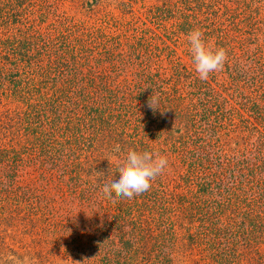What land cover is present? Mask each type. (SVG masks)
<instances>
[{"label": "rangeland", "instance_id": "1", "mask_svg": "<svg viewBox=\"0 0 264 264\" xmlns=\"http://www.w3.org/2000/svg\"><path fill=\"white\" fill-rule=\"evenodd\" d=\"M210 24L205 42L228 58L223 70L200 80L185 33H205ZM83 35L90 44L76 41ZM48 36L62 47L60 60L40 48ZM66 45L70 57H62ZM115 45L126 53L123 63L109 61ZM96 74L116 77L106 84L115 101L106 100L110 91ZM152 94L156 111L140 98ZM129 96L140 100L127 113ZM174 96L188 112L183 122L172 114L171 131L161 135L154 116L175 110ZM80 97L87 99L82 108L73 103ZM205 102L217 114L198 123L205 135L197 144L188 141L187 116ZM231 108L232 120L217 121ZM136 131L138 151L166 155L168 167L141 195L103 198ZM247 148L252 164L264 166V0H0V264H217L205 251L203 219L188 217L179 196L198 193L196 175L221 174ZM231 165L228 177L238 173ZM219 184L208 191L220 206L250 190ZM256 251L222 264H264V246Z\"/></svg>", "mask_w": 264, "mask_h": 264}, {"label": "trees", "instance_id": "2", "mask_svg": "<svg viewBox=\"0 0 264 264\" xmlns=\"http://www.w3.org/2000/svg\"><path fill=\"white\" fill-rule=\"evenodd\" d=\"M200 23V21H199ZM211 24L207 25L206 27H204V30H206V32L204 33V36L209 37L210 34V30H211ZM179 28H181V30L184 29V27L180 26ZM180 30V29H179ZM202 31V29H201ZM68 34L71 35L74 32H72V29L67 30ZM185 34H188V32H186ZM67 34L63 35V37H61V39H63V41H67V36H69ZM74 35V34H73ZM76 41L81 42V43H89V40L86 39V35L83 36H77L75 37ZM144 43H146V40L144 38H142ZM85 40V41H84ZM55 42L54 38L52 39L51 37H47V39H44L41 43L40 48H42V50L44 51V53L48 52L47 50H49V54H51L52 57H56L60 60V56H59V52L61 51L62 47H59L58 44H53ZM92 44H98L97 43V39L95 38L92 42ZM152 44V43H151ZM147 45V44H146ZM117 45H115V48L113 49V47L111 49H107V55L109 58V61H111V63L115 62V60L120 61V63H123L125 61V54L123 51L118 52L117 49ZM94 48L89 46L87 49H85V53L86 55L89 56V54L87 53L88 50H93ZM52 50V51H51ZM56 50V51H54ZM105 48H103L101 51H104ZM111 50V52L113 51L114 53H118V55L114 54L112 52V54L109 52ZM72 51V50H71ZM68 55L70 57V51L69 48L66 45V51L64 53ZM138 56V54H137ZM134 58V56H133ZM123 61V62H122ZM53 63V62H52ZM52 63H50V65H48L47 67V78H46V83L50 80V71L52 70ZM117 64V63H116ZM116 67V66H115ZM46 68V67H44ZM43 68V69H44ZM119 68V67H116ZM46 71V70H45ZM105 72V71H103ZM99 74V73H98ZM96 77L101 78L99 75L96 74ZM116 78V77H114ZM114 78H107L106 81H104L102 78V81L104 82V86L107 87L106 91H110L112 88L108 87L106 84H109L114 82L115 79ZM110 86V85H109ZM154 86H157V83L154 84ZM65 88V87H64ZM57 90V89H56ZM65 90V89H63ZM62 90V92H64ZM130 94V93H129ZM197 94V93H195ZM194 94V95H195ZM64 98H67V96H64ZM142 99V102H146L145 100H149V96L148 95H143L140 97ZM212 98V96L210 97ZM116 96L114 94V92L110 91L108 96L106 97L107 101L113 100L115 101ZM69 100H72L69 97ZM97 100V99H95ZM105 100V101H106ZM140 100V99H139ZM136 98H133L131 96L126 97L122 103H124V108L126 107L127 113H130L129 109L130 107L133 108L134 103L139 101ZM169 100V99H168ZM181 99L178 96H174V101L176 102V108L175 110L170 109L169 107L166 108L165 112H163V114H160V111L158 112V115L155 114L154 118L157 119V128L156 131L159 132L161 135H168L167 132L171 131V126L173 125L172 122H168V118L172 116V114L178 118V121H182L183 122V118L184 116L187 114L188 112V108H181ZM69 103L72 101H68ZM87 102L86 98L81 99V97L79 98V100L76 99L75 102H73L75 105H78L79 107L82 108V106H84V104ZM89 102V101H88ZM98 102V101H97ZM141 102V103H142ZM217 108L218 106H220V104L218 103V101H216V99H213L211 101ZM128 103H131L132 106L127 105ZM147 103V102H146ZM143 104V103H142ZM208 105H210V108H207L206 102L205 104H199L198 107H202L205 108V113L202 115L198 112V107H194V109H192V113L190 115L187 116L188 117H193L192 120V126L191 129L189 131L190 134V140H192L197 144H199V142H202V136L205 135V130L202 129V125H198V123H202V122H207L208 119L210 118V115H216L217 111H213L214 106L211 105L210 103H207ZM144 105V104H143ZM102 105H99L98 108L96 110H94L93 112H95V114H97V110L101 107ZM87 107V104H86ZM232 109V108H231ZM171 110V112H170ZM187 110V112H186ZM92 112V113H93ZM220 111H218L219 113ZM236 110L232 109V114L231 113H225L223 114V118H217V121L219 120H226V115H229L231 120L233 117V113L236 114ZM222 114V113H221ZM203 119H201V121H198V117H201ZM97 120V119H94ZM212 120V119H211ZM188 121V120H187ZM97 123V122H96ZM154 124V122H153ZM208 125V124H207ZM155 128V125H152ZM217 128V127H216ZM243 128L245 129V131H247V128L243 126ZM128 135V134H127ZM171 136V134H169V137ZM138 131H136L135 133H131L130 137H128L129 139L127 141L129 142H125V144H130L129 147H127V149L131 148L134 150L138 151ZM153 138H156V133L153 132ZM187 139V137H181L180 139ZM143 145L147 144V142L145 141V139L141 140ZM204 142V141H203ZM210 147V146H209ZM199 151L201 152L203 150V148H198ZM123 150V149H122ZM150 150V147L148 148V151ZM175 150L177 152L178 149L175 148ZM251 149H248L246 151H240L241 153L238 152V157L236 158V161H238L239 159L242 158V160H240L236 165H234V161H235V156L234 159L231 160V163H233V171L236 172V169L238 170V173H234L231 174L228 177V173L230 172L232 165L230 163L229 169H228V164L224 165L222 170H221V174L217 173L213 174L208 171L209 169H207V173H202L196 175L195 177V181H193L196 187H198L200 189V191L196 194L192 193L190 194L191 197H186L184 195L179 196V204H181V207H184L183 210L186 211V215L188 217L192 216V217H196L198 218V216H200L203 219V223L202 226L204 228V233L202 232L201 237H204L206 235L205 238H207L208 240V244L207 247L205 249V251L211 253L212 255H214V261H216L217 264H222L226 259H231V258H235V257H239L241 256L242 251H249L252 249H257L256 252H259L261 250V248H263L264 246V166H259L257 164H252L251 159H249V155L251 153V151H249ZM165 152V151H162ZM210 153H214V146H211V152ZM213 155V154H212ZM201 166L199 165L198 168H200ZM237 175V176H236ZM234 179V180H233ZM216 183V184H215ZM220 183V184H219ZM220 185L221 187L223 186L225 189H232L234 190L233 192H235V189H242L244 188V186L246 187H250V190L247 191V193H244V195L240 196L242 197L241 199H239L240 196H236V193H232V197L230 199H225L227 202H224V200H220L222 202L221 206L220 204H218V200H215L213 194L211 195V193H209V189H214L215 186ZM253 190V191H251ZM249 192V193H248ZM239 194V193H238ZM238 197V198H235ZM235 199L237 201V204H234V201H232L233 199ZM175 200V198H174ZM217 209L219 211H217ZM196 211V213H195ZM228 214V217L226 218H220L225 217V215ZM221 220H225L227 221H221ZM194 236V235H193ZM195 237V236H194ZM196 238V237H195ZM197 240V239H195ZM263 256V255H262Z\"/></svg>", "mask_w": 264, "mask_h": 264}, {"label": "clouds", "instance_id": "3", "mask_svg": "<svg viewBox=\"0 0 264 264\" xmlns=\"http://www.w3.org/2000/svg\"><path fill=\"white\" fill-rule=\"evenodd\" d=\"M189 51L193 59L195 72L200 80H207L209 75L223 70L227 61V52L223 47L214 48L204 40V33L195 28L187 34ZM147 106L156 111L159 109V97L152 94ZM123 150L119 144L115 145L114 152L119 154ZM168 167L166 155L153 151H137L127 149L123 158L118 160L113 177L118 173V179L113 178L104 183L101 192L103 198L115 202L116 198L125 197L132 199L148 191L152 182L161 176ZM97 177H102V172H96ZM114 194V195H113ZM25 264H29L26 260ZM30 264H36L31 261Z\"/></svg>", "mask_w": 264, "mask_h": 264}]
</instances>
